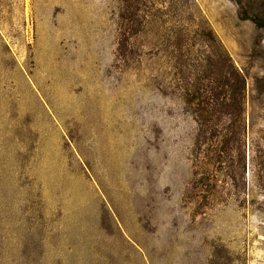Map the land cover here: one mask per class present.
Masks as SVG:
<instances>
[{"label": "rangeland", "instance_id": "374dc122", "mask_svg": "<svg viewBox=\"0 0 264 264\" xmlns=\"http://www.w3.org/2000/svg\"><path fill=\"white\" fill-rule=\"evenodd\" d=\"M0 264H264V0H0Z\"/></svg>", "mask_w": 264, "mask_h": 264}, {"label": "trees", "instance_id": "16d2710c", "mask_svg": "<svg viewBox=\"0 0 264 264\" xmlns=\"http://www.w3.org/2000/svg\"><path fill=\"white\" fill-rule=\"evenodd\" d=\"M258 25H260V24H258ZM223 85L226 86V87L231 88V84L229 83V79H228L227 76H225V78H224ZM236 91L238 92L237 94H239L240 96H242V92H243V82L240 79L239 80L237 79V87L234 86V92H236Z\"/></svg>", "mask_w": 264, "mask_h": 264}]
</instances>
